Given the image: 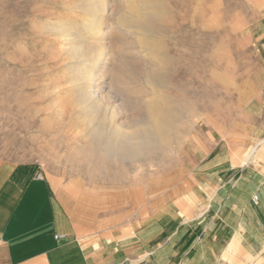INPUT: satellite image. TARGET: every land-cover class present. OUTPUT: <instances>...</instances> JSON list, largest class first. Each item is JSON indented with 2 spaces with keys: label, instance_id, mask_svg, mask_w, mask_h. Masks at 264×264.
<instances>
[{
  "label": "rangeland",
  "instance_id": "obj_1",
  "mask_svg": "<svg viewBox=\"0 0 264 264\" xmlns=\"http://www.w3.org/2000/svg\"><path fill=\"white\" fill-rule=\"evenodd\" d=\"M89 1L0 0L1 168L31 166L78 197L116 186L121 204L140 207L178 188L217 130L256 124L245 130L246 156L264 137V0H162L169 15L148 32L122 17L139 0H101L105 35L92 37L105 56L87 94L74 87V64L84 58L68 57L64 30L88 37L80 22L96 17ZM103 82L111 91L100 90ZM152 103L168 108L157 119L162 139ZM114 128L137 130L139 151H106ZM222 262L264 264V252L235 250Z\"/></svg>",
  "mask_w": 264,
  "mask_h": 264
},
{
  "label": "crops",
  "instance_id": "obj_2",
  "mask_svg": "<svg viewBox=\"0 0 264 264\" xmlns=\"http://www.w3.org/2000/svg\"><path fill=\"white\" fill-rule=\"evenodd\" d=\"M248 127L217 130L178 188L140 207L121 204L116 186L78 197L31 166L0 167V264H221L235 250L263 253L264 146L245 155Z\"/></svg>",
  "mask_w": 264,
  "mask_h": 264
},
{
  "label": "bare ground",
  "instance_id": "obj_3",
  "mask_svg": "<svg viewBox=\"0 0 264 264\" xmlns=\"http://www.w3.org/2000/svg\"><path fill=\"white\" fill-rule=\"evenodd\" d=\"M162 2V0H139V4L137 3L138 5H136V8L134 6V9H131L127 14H123V16H121L126 21L134 23L132 25L138 30H143L145 32H148L152 29L156 30L162 25L161 21L164 22V20H166L169 15L168 7H166ZM88 4L93 6L94 13L96 12V17L93 16V18L95 17V19L92 18V23L86 24L80 22V24H83L84 28L89 33L88 37L84 39H78L80 38V33L77 32L74 27H67L64 30V34L72 37V39L70 40H72L73 44L70 42L72 46L67 48L68 57L84 58L82 62L80 61L81 63H78L77 65L74 64L75 67L73 66L74 71L76 70V73L74 72L75 77L73 79L74 87L77 91L84 90L87 94H90L92 93L94 88L95 76L100 69L98 59L105 56L106 48L104 47L105 45H103L102 42L98 43V41L96 42V40H94V38L92 37L105 35L102 33L101 29V24L104 20V2L101 0H90ZM89 60L90 62L87 63L86 61ZM101 67H103V70H107L109 65L105 64ZM101 89L102 91L105 89L111 91L110 84L103 82L102 86H100V90ZM150 109L151 119L153 120V127H156L158 129L156 133L157 135H159L160 139H162L165 129L160 127L157 119L161 120L163 118V113L168 111V108H163L155 103H152L150 105ZM93 134H95V136L98 135L97 130H93ZM138 134L139 133L137 130L122 131L119 128H114L113 132L110 135V138L107 141L105 150L122 157H126L128 154H131V151L137 152L143 145V142L140 139L136 138ZM260 146H264V137L256 145L253 146L251 151H259Z\"/></svg>",
  "mask_w": 264,
  "mask_h": 264
},
{
  "label": "built area",
  "instance_id": "obj_4",
  "mask_svg": "<svg viewBox=\"0 0 264 264\" xmlns=\"http://www.w3.org/2000/svg\"><path fill=\"white\" fill-rule=\"evenodd\" d=\"M254 199L256 200V199H257V197L255 196V197H254Z\"/></svg>",
  "mask_w": 264,
  "mask_h": 264
}]
</instances>
